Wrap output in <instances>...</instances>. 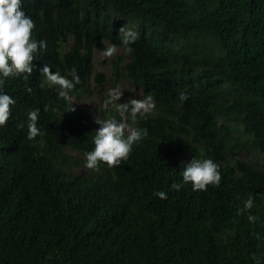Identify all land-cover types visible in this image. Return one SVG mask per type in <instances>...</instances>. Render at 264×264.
I'll return each instance as SVG.
<instances>
[{
  "label": "trees",
  "instance_id": "16d2710c",
  "mask_svg": "<svg viewBox=\"0 0 264 264\" xmlns=\"http://www.w3.org/2000/svg\"><path fill=\"white\" fill-rule=\"evenodd\" d=\"M23 8L47 47L31 74L3 86L16 103L0 126V264H264V158L258 167L224 163L249 149L264 155V0H24ZM121 26L139 33L131 53ZM106 42L129 58H114L112 80L153 96L155 114L126 118L147 129L126 160L90 169L84 153L99 119L71 97L88 92L90 58ZM44 65L68 78L75 68L80 81L62 96ZM33 108L42 134L29 138ZM193 156L217 163L218 185L182 181Z\"/></svg>",
  "mask_w": 264,
  "mask_h": 264
},
{
  "label": "clouds",
  "instance_id": "9594fccd",
  "mask_svg": "<svg viewBox=\"0 0 264 264\" xmlns=\"http://www.w3.org/2000/svg\"><path fill=\"white\" fill-rule=\"evenodd\" d=\"M23 3L24 0H0V126L8 121L12 111L11 106L16 103L15 98L3 90L5 79L21 74H31L35 67L33 60L37 59L38 54L47 47L46 40H38L33 35L35 21L25 13ZM118 33L124 51L131 53L133 51L131 45L137 40L139 33L131 28L126 29L124 26L118 29ZM116 48H118L116 44H110L104 50V54L111 56ZM41 71L45 74L46 81L61 87L62 96L68 95L80 81L75 68L72 69L71 78L50 71L48 65H44ZM122 94L121 90L110 92L106 103H113L120 111L129 112L133 119L137 118L138 113H146L155 106V99L151 95L133 99L129 103L120 102ZM187 95L184 91L179 93L181 103L187 99ZM71 109L72 106L68 110ZM39 113V108H33L27 114L29 138L42 134L37 126ZM96 123L99 127L95 129L92 137L94 147L84 153L85 166L90 169H96L101 163L109 167L120 165L122 160L128 158L133 144L147 135V129L140 127L129 128L126 132L128 128L126 121L115 117L96 120ZM181 176L182 181L190 183L193 190H205L207 185H218L221 180L219 167L210 157L193 156L190 161L184 163ZM181 186V183L172 185L177 189ZM155 195L162 199L167 197V193L163 190H157ZM252 205L253 199L249 196L244 201V207L251 208ZM248 219L253 221L255 217L249 214Z\"/></svg>",
  "mask_w": 264,
  "mask_h": 264
},
{
  "label": "rangeland",
  "instance_id": "374dc122",
  "mask_svg": "<svg viewBox=\"0 0 264 264\" xmlns=\"http://www.w3.org/2000/svg\"><path fill=\"white\" fill-rule=\"evenodd\" d=\"M131 27L133 28V26ZM106 45L108 46V43H106ZM118 55L122 56L123 62L128 61L127 54L124 53L121 48H116L115 52L111 56L105 55L104 52L94 51L90 58L92 63V76L84 82V87L88 88V92L81 95L79 98H75L74 96L71 97L73 102L84 111L89 119L103 120L109 117H115L108 115V111L110 110H112L114 115L120 117H115L116 119L126 121V118L131 117L129 112H122L117 107H114L115 104L106 103L108 94L114 90H121L123 94L120 99L128 101L129 103L133 99H141L140 89L134 88L126 79H119L117 81L112 80L111 63ZM96 73H101L106 79L101 86L97 83L98 80L96 79ZM138 114H143V112ZM144 114H148L150 116L154 115L155 108L152 107ZM239 124V122L235 123V125H238L240 128ZM127 125L128 128H126L125 131H128L129 128H133L132 123L131 125L127 123ZM66 152L76 155L70 150H67ZM263 158V154L249 149L247 151L236 153L233 157L225 156L226 161L224 163L232 162L234 159H239L247 161L255 167H258V165L263 161ZM77 172L84 173L83 169H78Z\"/></svg>",
  "mask_w": 264,
  "mask_h": 264
},
{
  "label": "bare ground",
  "instance_id": "6f19581e",
  "mask_svg": "<svg viewBox=\"0 0 264 264\" xmlns=\"http://www.w3.org/2000/svg\"><path fill=\"white\" fill-rule=\"evenodd\" d=\"M197 103H198V102H197ZM198 111H199V110H198ZM159 149H160V148H159ZM159 155H160V154H159ZM159 155H158V156H159ZM168 155H169V154H168ZM188 156H189V155H188ZM170 158H171V157H170ZM168 164H169V163H168ZM177 166H178V165H177ZM173 172H174V171H173ZM173 177H174V176H173ZM170 181H171V180H170ZM170 184H171V183H170Z\"/></svg>",
  "mask_w": 264,
  "mask_h": 264
}]
</instances>
